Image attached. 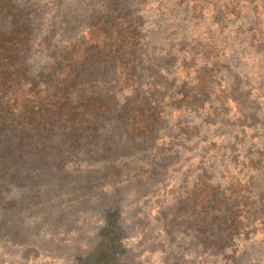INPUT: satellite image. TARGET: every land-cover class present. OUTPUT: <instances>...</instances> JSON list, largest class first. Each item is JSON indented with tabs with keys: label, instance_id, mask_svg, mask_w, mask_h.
<instances>
[{
	"label": "rangeland",
	"instance_id": "1",
	"mask_svg": "<svg viewBox=\"0 0 264 264\" xmlns=\"http://www.w3.org/2000/svg\"><path fill=\"white\" fill-rule=\"evenodd\" d=\"M19 2L32 33L27 64L42 87L58 54L109 8L105 0ZM122 7L133 17L125 56L134 61L135 89L118 87L104 67L86 68L83 79L113 115L147 103L157 119L151 132L127 136L106 122L85 131L78 149L61 140L1 160L16 173L0 190L10 187L26 205L25 219L47 230L38 243L49 264L90 259L107 246L115 264H197L208 245L218 264H264V210L256 211L257 240H236L242 250L226 261L222 235L193 230L185 206L199 180L223 197L241 187L246 203L264 206V0H126ZM201 69L211 87L186 101Z\"/></svg>",
	"mask_w": 264,
	"mask_h": 264
},
{
	"label": "trees",
	"instance_id": "2",
	"mask_svg": "<svg viewBox=\"0 0 264 264\" xmlns=\"http://www.w3.org/2000/svg\"><path fill=\"white\" fill-rule=\"evenodd\" d=\"M105 2L109 6L106 16L92 20L58 54L52 72L43 78L42 87L31 76L27 64L32 33L24 9L19 0H0V183L16 173L13 167L3 166L1 160L14 162L19 155L37 152L54 141L64 140L72 149H78L85 131L95 130L106 122H113L127 136L147 135L157 122L154 109L148 108L147 103H142L133 114L125 111L111 114L109 105L84 82L86 68L104 67L114 71L118 87L135 89L131 85L134 61L125 56L134 43L133 17L122 14L126 0ZM211 84L209 73L201 69L195 86L185 92L184 99L193 101L195 94H207ZM234 91L232 88L226 95L232 96ZM9 190L10 187L0 190V264H44L47 260L49 264L50 255L44 251L46 244L38 243V237L45 236L47 230L29 223L28 217L25 219L26 205H17V199L14 202V197L7 193ZM220 196L216 187L199 180L185 206L193 213V230L209 228L213 235H222L221 250L228 261L242 250L236 240L242 237L251 243L257 240L260 215L256 211L263 212L264 206L258 209L259 206L246 203L241 187H233L224 197ZM217 224H220L218 232L214 228ZM208 246L201 259L205 263L199 260L197 264H218L219 256L209 257L207 252H212V246ZM107 248L110 251L90 259H81L76 254L63 264H115L114 249ZM208 258L212 260L208 262Z\"/></svg>",
	"mask_w": 264,
	"mask_h": 264
}]
</instances>
